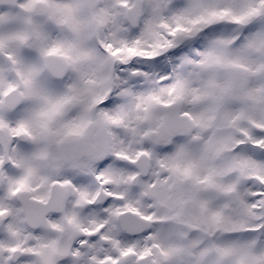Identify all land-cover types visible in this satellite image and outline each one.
<instances>
[{
  "label": "snow or ice",
  "instance_id": "1",
  "mask_svg": "<svg viewBox=\"0 0 264 264\" xmlns=\"http://www.w3.org/2000/svg\"><path fill=\"white\" fill-rule=\"evenodd\" d=\"M0 264H264V0H0Z\"/></svg>",
  "mask_w": 264,
  "mask_h": 264
}]
</instances>
